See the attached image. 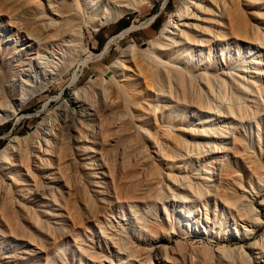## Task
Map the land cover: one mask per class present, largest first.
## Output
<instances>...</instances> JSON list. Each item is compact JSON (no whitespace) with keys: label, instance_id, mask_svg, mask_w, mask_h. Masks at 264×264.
I'll return each instance as SVG.
<instances>
[{"label":"bare ground","instance_id":"6f19581e","mask_svg":"<svg viewBox=\"0 0 264 264\" xmlns=\"http://www.w3.org/2000/svg\"><path fill=\"white\" fill-rule=\"evenodd\" d=\"M4 1L19 5L0 10V124L16 115L29 99L48 92L53 81L70 71L71 79L75 78L76 68L92 58L83 55L86 28L97 32L126 12L137 11L140 3ZM213 1L189 0L170 16L154 39L145 43L154 51L149 59L150 73L140 76L143 63L139 50L128 46L102 75L99 72L49 109L32 131V141L14 137L0 149V204L19 206L30 199L55 204L59 194L58 198L68 196L65 202L71 205L85 178L92 175L91 168L105 167L113 175L119 167L124 172L139 171L143 186L118 199L126 206L120 204L124 214L115 226L107 218L106 223L93 216L98 253L93 240L90 246L75 233V251L86 263L196 264L191 243L175 240L173 244V238L202 233L212 242V229L218 228L224 239L247 242L246 246L222 251L230 254L228 264H264V233L254 239L263 224L264 202L253 208L258 191L253 185L249 191L241 188L230 161V156L252 160L233 126L240 115L254 110L257 98L263 100L264 38L261 33L253 36L247 32L246 24L240 25L237 6ZM202 3L212 4L228 18L234 35L251 37L249 55L230 66L225 54L220 66L214 65L211 47L208 57L203 55L206 44L216 41L217 45L219 37L200 24L206 19L199 14L204 10ZM17 7L25 13H19ZM129 29L111 37L101 55ZM190 52L199 62L188 55ZM129 60L134 61L138 78L126 76ZM144 90L148 94L142 95ZM219 94H223L222 100ZM189 110L202 117L193 123L187 116ZM180 163L189 168L172 175ZM239 189L251 197L235 195ZM120 193L118 189L116 195ZM212 203L216 210L220 206L221 211L229 212L221 215L220 221L214 212L213 228L207 220ZM226 217L232 220L228 225ZM199 255L205 257L201 264H223L214 254L200 251Z\"/></svg>","mask_w":264,"mask_h":264},{"label":"rangeland","instance_id":"374dc122","mask_svg":"<svg viewBox=\"0 0 264 264\" xmlns=\"http://www.w3.org/2000/svg\"><path fill=\"white\" fill-rule=\"evenodd\" d=\"M139 1L137 11L126 12L119 19L104 25L97 32L91 27L86 28L83 55L84 57L92 56V58L76 68L75 78L71 79L73 73L72 71L68 72L59 81H53L48 92L32 97L16 115L2 121L0 124V149L6 146L14 137L27 138L29 142L32 141V131L35 130L37 124L45 117L49 109L56 106L61 99L68 98L79 87L85 86L90 78L96 75L99 76V72L102 75L104 68L117 59L128 46L134 45L139 50L137 55L143 63L140 76L150 73L152 66L149 59L154 51L145 43L154 39L164 28L170 16L180 6L187 4L189 0H149L146 1L147 3ZM224 1L237 6L238 22L241 26L247 25L244 28L247 32L253 36H258L261 33V37L264 38V0H216L213 3L221 4ZM18 5L17 3H6L4 0H0V10L2 11L6 7ZM202 5L204 10L199 14L206 19L205 23L201 22L200 24L202 26L207 25L210 31L211 29L215 31L219 37L217 42L220 44L217 43L216 45V41L215 43L209 41L206 44L208 46L203 49V55L208 57L211 52L212 62H215L214 65H219L222 54H225L228 66L237 60L239 61L241 57L244 58L249 55L247 52H249V47L253 42L251 37L242 38L234 35L229 26L228 18L220 15V12L210 3L207 5L202 3ZM29 7L32 8V6ZM17 8L19 13H25L21 7ZM2 23L3 19L0 18V32L2 31ZM124 24H127V26H123ZM128 28L130 29L109 46L107 53L101 55L107 41L113 36H119ZM209 47H211L210 52ZM155 53L159 54L158 51H155ZM188 55L192 57L193 53L190 52ZM193 59L199 62L197 56H193ZM125 65L124 72L126 76L130 79L139 77V75L135 76L139 72L136 70L134 61L129 60ZM107 75L111 76V73ZM139 79L141 80V78ZM145 94H148L147 90L142 93V95ZM221 96L223 94L220 95V99ZM224 97L223 101L227 99L226 94H224ZM249 110L245 115L239 116L240 120L234 123L233 130L241 134L245 150L252 157V160L249 161L245 158L236 160L234 156H230V161L234 167L233 173L235 174L233 175H236L240 180L241 188L243 187L249 191L253 185L255 190L258 191V197L252 203L253 208H257L260 202H264V96L263 100L257 98L254 110ZM187 116L193 123H196L202 117L194 110H189ZM131 165L134 166L133 160ZM188 168L184 163H180V168L172 169L171 174L184 173V170ZM253 170H256L254 175L252 174ZM91 172L92 175H87L89 178H85V185L80 187V192L77 198L73 199L71 205L65 202L68 196L58 198L60 197L59 194L57 197L58 203L55 204L52 201L37 203L32 199L24 201L19 206L15 204L3 206L0 204V264H88L75 251L73 241L75 233H78L79 237L90 246H92L91 241L93 240L95 251L98 253L99 249L96 243L99 239L98 230L94 226L93 216L101 217L104 222L107 218L115 226L124 214L120 206L123 203L119 202L118 199L122 200L128 192L143 186V179L140 177L139 171L129 170L124 172L119 167L118 172L113 175V172H108L107 168L101 167L98 169L97 167L91 168ZM259 175H261L260 178ZM59 186V192H62L61 190H64V188L61 185ZM118 189L121 191L119 196L116 195ZM235 195H240V198L241 195L251 197L248 192L243 193L240 189ZM30 206L35 207L36 210L33 211ZM124 211L128 216L126 208ZM224 211H221L220 206L216 210L214 204H210L207 218L208 226L211 225L213 228L214 212H217L218 221H220L221 215H229L226 209ZM200 217L204 218V214H199ZM262 221L263 224L257 229L254 239L259 238L264 233V217H262ZM231 222V218H227L225 221L226 225ZM203 224L206 225L205 222ZM212 230V242L202 233H192L187 237L180 234L175 235L173 244L177 241L187 245L191 243L189 246L194 250L193 260L196 264H201L205 258L204 256L200 257V251L207 255L214 254L223 261V264H228L229 258L227 256L230 254L228 252L224 254L222 251L225 248L232 251L240 246L247 245V242L242 244L234 238L225 237L226 239H224V235L220 234L218 228ZM218 236L221 237L218 238ZM104 245L105 243L101 245L102 248L106 247ZM110 250L112 251V248ZM89 264H92V262H89Z\"/></svg>","mask_w":264,"mask_h":264},{"label":"trees","instance_id":"16d2710c","mask_svg":"<svg viewBox=\"0 0 264 264\" xmlns=\"http://www.w3.org/2000/svg\"><path fill=\"white\" fill-rule=\"evenodd\" d=\"M123 26H127V24H124ZM123 26H122V27H123Z\"/></svg>","mask_w":264,"mask_h":264}]
</instances>
